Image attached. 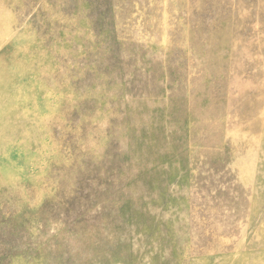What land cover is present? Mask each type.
<instances>
[{"label":"rangeland","instance_id":"rangeland-1","mask_svg":"<svg viewBox=\"0 0 264 264\" xmlns=\"http://www.w3.org/2000/svg\"><path fill=\"white\" fill-rule=\"evenodd\" d=\"M0 264H264V0H0Z\"/></svg>","mask_w":264,"mask_h":264}]
</instances>
